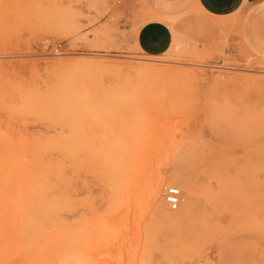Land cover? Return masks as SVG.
Wrapping results in <instances>:
<instances>
[{
	"label": "rangeland",
	"instance_id": "obj_1",
	"mask_svg": "<svg viewBox=\"0 0 264 264\" xmlns=\"http://www.w3.org/2000/svg\"><path fill=\"white\" fill-rule=\"evenodd\" d=\"M147 2L0 0V264H28L15 200L36 198L40 247H64L133 189L92 263L264 264V59L198 11L171 20L167 52H137Z\"/></svg>",
	"mask_w": 264,
	"mask_h": 264
},
{
	"label": "bare ground",
	"instance_id": "obj_2",
	"mask_svg": "<svg viewBox=\"0 0 264 264\" xmlns=\"http://www.w3.org/2000/svg\"><path fill=\"white\" fill-rule=\"evenodd\" d=\"M80 67H81V65H80ZM95 118H97V117H95ZM103 129H101V132L104 131ZM60 132H62V131H60ZM102 134L103 133H100L101 136H102ZM97 142H98V140H97ZM99 145L101 147V144L100 143H99ZM101 150H103V149H101ZM107 152H108V150L106 152H102V153H107ZM113 154L112 155L110 154L111 156L109 155L110 157L108 159V164L111 165V166H112V163L114 162V158H115ZM90 157H92V156H90ZM105 159H107V158L105 157ZM0 161H2V160H0ZM117 166H118V164H117ZM10 167H11V165H10ZM131 181L133 182V180H131ZM127 182H125L124 184H126ZM151 183H152V180H151ZM145 184H146V182H145ZM127 185H129V184H127ZM163 186H164V184H163ZM149 187H150L149 189H150L151 197L155 201H157L158 200V197H159V192H160V184H159V182H157V181L156 182H153ZM127 188H128V186H127ZM134 188H135V186H134ZM108 189H110V188H108ZM133 191H134V189H133ZM135 191H137V189ZM20 192H22V191H20ZM132 192H130L129 195L128 194L127 195H122L121 197H118L117 199H114L113 198L112 199V201H113L112 207L109 208V210H107L106 212L103 211L104 213L101 214L99 220L96 221L97 226H95V225L94 226H86V227L82 228L81 229V233H80L81 234V240L78 238L80 240V242L77 245H67V246H64V247L63 246H60L59 244H55L52 247H45V248L40 247L39 246V244H40V237H41V234H42L41 232L43 230L44 221H43L42 218H33V219H31V218L28 217L29 210L31 208V204L33 202H36V198L35 197L31 198L29 196V198L27 197V199H24L21 203H19L18 201L15 200V203L13 205V216H14V219L16 221V226H17V228H16V234H17L18 237H20L22 239L21 250H22V252H26V259L28 261V264H85V263L89 264L88 262H91V264H96L95 262L92 263V261H95V258H97V256H99L101 254V251H102V249L101 250H99V249L96 250L97 247H96V244H95L96 243L95 240H96L97 235H98V234H96V232H98L97 231V228L100 229L102 232H103V229H107V231L105 230V232H103V234H105L107 236V238L111 237L114 234L116 236H118V238L120 237V234L123 233V226H122V228H120L121 227L120 226L121 225V222H123V220H126L125 218L128 217L129 213L131 212L130 211L131 210V206H132V204L134 202L133 199L136 198V195H134ZM42 194H44V193H42ZM33 196H34V194H33ZM9 198L11 199L10 195H9ZM55 209H56V205L53 204L52 205V211L54 212ZM7 221H9V220H7ZM127 221H128V219H127ZM11 222H14V221H11ZM5 223L6 222H4V224ZM124 229H125V227H124ZM56 230H57L56 228L55 229H51L50 230V233H53ZM95 247H96V249H95ZM42 248H43V251H42ZM119 248H120V246H119ZM122 249L123 248H120V250H119V251H122V253L119 252L120 253V257L117 258L116 264L119 263V262H121V260H123L124 257H125V251H124L125 249H123V250ZM104 254L102 256L100 255V257L102 258L104 256ZM106 255H105V257L107 259V256ZM100 257H98V258H100ZM108 260H110V256H109V259ZM111 262H113V260Z\"/></svg>",
	"mask_w": 264,
	"mask_h": 264
},
{
	"label": "crops",
	"instance_id": "obj_3",
	"mask_svg": "<svg viewBox=\"0 0 264 264\" xmlns=\"http://www.w3.org/2000/svg\"><path fill=\"white\" fill-rule=\"evenodd\" d=\"M150 16L134 35L137 52L159 56L174 41L172 19L198 11L238 25L239 39L255 56L264 59V0H147ZM131 28L128 26L126 30Z\"/></svg>",
	"mask_w": 264,
	"mask_h": 264
},
{
	"label": "built area",
	"instance_id": "obj_4",
	"mask_svg": "<svg viewBox=\"0 0 264 264\" xmlns=\"http://www.w3.org/2000/svg\"><path fill=\"white\" fill-rule=\"evenodd\" d=\"M181 191L179 188L169 187L165 193L166 202L171 210H177L180 205Z\"/></svg>",
	"mask_w": 264,
	"mask_h": 264
}]
</instances>
